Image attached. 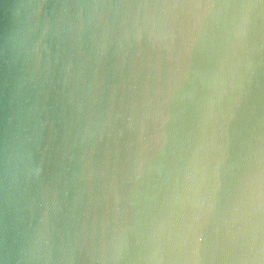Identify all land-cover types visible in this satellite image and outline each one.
Instances as JSON below:
<instances>
[{
    "label": "clouds",
    "instance_id": "9594fccd",
    "mask_svg": "<svg viewBox=\"0 0 264 264\" xmlns=\"http://www.w3.org/2000/svg\"><path fill=\"white\" fill-rule=\"evenodd\" d=\"M25 8L0 36L37 92L0 135V264H264V0ZM57 73L71 176L43 147Z\"/></svg>",
    "mask_w": 264,
    "mask_h": 264
},
{
    "label": "water",
    "instance_id": "95a60500",
    "mask_svg": "<svg viewBox=\"0 0 264 264\" xmlns=\"http://www.w3.org/2000/svg\"><path fill=\"white\" fill-rule=\"evenodd\" d=\"M30 0H0V36L13 34L25 20L27 9L25 5ZM55 0H50L54 3ZM47 10V9H46ZM114 60V58H113ZM113 61L110 60L105 70L109 82L113 79ZM60 79L57 73L47 94L39 97V108L43 119H50L49 125L45 128L43 147L47 149V155L53 161V168H56V161H62L69 168L68 175L71 176L80 168V158L83 149L79 146L72 147V141H65L68 120L71 117V108L67 98L61 92ZM37 103V92L26 82V73L20 63L14 62L10 54L0 56V135L8 130L14 123V117L19 110ZM116 147L114 141L105 136L104 140L96 144V151L93 159L102 164L105 154L109 149ZM64 153L68 157H64ZM75 185L69 191V200L76 196ZM5 223H11L10 217L5 218ZM8 244L12 243V235L8 233Z\"/></svg>",
    "mask_w": 264,
    "mask_h": 264
}]
</instances>
